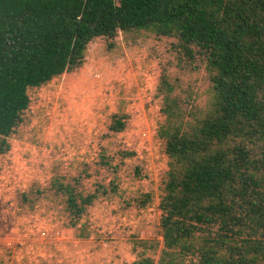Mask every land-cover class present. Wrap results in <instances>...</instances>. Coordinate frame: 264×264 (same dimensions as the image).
<instances>
[{"label": "rangeland", "instance_id": "374dc122", "mask_svg": "<svg viewBox=\"0 0 264 264\" xmlns=\"http://www.w3.org/2000/svg\"><path fill=\"white\" fill-rule=\"evenodd\" d=\"M28 94L22 124L0 137V264L158 262L165 141L210 113L206 61L178 36L120 32ZM63 187L95 197L79 218Z\"/></svg>", "mask_w": 264, "mask_h": 264}, {"label": "trees", "instance_id": "16d2710c", "mask_svg": "<svg viewBox=\"0 0 264 264\" xmlns=\"http://www.w3.org/2000/svg\"><path fill=\"white\" fill-rule=\"evenodd\" d=\"M133 30L178 36L214 91L198 126L166 138L163 251L141 264H264V0H0V137L22 124L29 89ZM62 189L77 218L95 200Z\"/></svg>", "mask_w": 264, "mask_h": 264}]
</instances>
